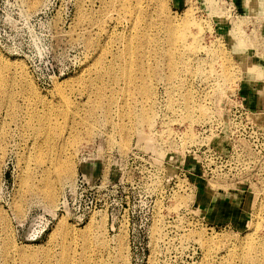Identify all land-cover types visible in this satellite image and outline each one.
Instances as JSON below:
<instances>
[{
    "label": "rangeland",
    "instance_id": "1",
    "mask_svg": "<svg viewBox=\"0 0 264 264\" xmlns=\"http://www.w3.org/2000/svg\"><path fill=\"white\" fill-rule=\"evenodd\" d=\"M35 1L0 0V264H264V15H250L264 0H160L163 13L143 0L149 22L137 32L119 2ZM188 18L198 61L176 56L172 78L161 25ZM144 111L152 124L137 127ZM208 142L219 164L233 156L232 180L197 176ZM61 161L73 171L62 185ZM81 166L119 188L83 223L58 211ZM48 180L53 204L42 195ZM226 214L234 225L221 226ZM253 220L251 249L242 243Z\"/></svg>",
    "mask_w": 264,
    "mask_h": 264
},
{
    "label": "bare ground",
    "instance_id": "2",
    "mask_svg": "<svg viewBox=\"0 0 264 264\" xmlns=\"http://www.w3.org/2000/svg\"><path fill=\"white\" fill-rule=\"evenodd\" d=\"M99 1H101V3L104 5V7H110V6H113L115 3H117V2H119V4H121V8L123 9V12H126L127 14L129 13L130 15H129V18L131 17L132 18V20L131 21H133V26H134V29H135V31H136V29H138V31H139V29H143L144 30V27H146V24H148V22H149V20H148V11H147V9L145 8V7H143L142 6V3H143V0H99ZM148 1V0H147ZM150 1H152L153 3L154 2H156L158 5L161 3L160 2V0H150ZM38 2V0H36L35 1V4ZM118 4V5H119ZM151 5V4H150ZM153 5V4H152ZM115 6V5H114ZM161 6H162V4H160L159 5V12H162L163 13V10H162V8H161ZM153 7V6H152ZM149 8V7H148ZM151 8V7H150ZM212 8V7H211ZM158 9V8H157ZM156 9V10H157ZM155 10V9H154ZM215 10H217L216 8H215ZM259 12H261L262 13V15H264V12H262L260 9H255V8H250V15H258V13ZM126 13H124V14H126ZM256 15V16H257ZM125 16V15H124ZM169 19V18H168ZM168 19H166V20H164V25L162 26L161 25V28L162 29H164L163 31H165L166 33H167V40H165V44H167V49L165 50L164 49V53H163V57L164 58H166V60L168 59L169 60V69H170V77H177L176 76V74H175V72L177 71L176 70V68L174 67V60L176 59V56H180V63H183V66H184V64L186 65H188V61L190 62V64H191V62L192 61H196L197 60V54H196V50L198 49V48H200V45H201V43H200V45H199V42H200V36H198L199 34H197V33H194V32H189V27H187L186 28V26L189 24V26H190V21H189V19L190 18H188V19H186V20H184L185 22H184V24H183V26H181L180 28L178 27V25L176 26L175 25V23H173V20L172 21H168ZM152 23V22H151ZM131 24V25H132ZM151 25V24H150ZM132 26V27H133ZM197 26V28H198V26L199 25H196ZM131 27V28H132ZM184 27V29L186 28V29H188V30H184V29H182ZM178 28H179V30H178ZM149 30V29H148ZM160 30V29H159ZM200 30V29H199ZM260 30V29H259ZM142 31V30H141ZM145 31H147V30H145ZM137 32V31H136ZM196 32V31H195ZM197 32H198V30H197ZM254 32V31H253ZM141 33V32H140ZM143 33H145L144 35H142V36H140L139 37V41H140V43H143L144 45L145 44H147V43H149L150 42V39H151V37H149V35L147 36L146 35V32H143ZM142 33V34H143ZM147 34H149V33H147ZM176 34H179L178 36L176 35ZM131 35V34H130ZM137 35V34H136ZM141 35V34H140ZM256 35V34H255ZM192 37V43L190 44V43H188V41H187V37L189 38V37ZM256 37V36H255ZM133 38V37H132ZM257 38V37H256ZM137 39H138V37H137ZM262 39V38H261ZM130 42H131V40H130ZM259 44V40H258V42H251V44L254 46H257V48H259L258 47V44ZM261 44L264 46V39H262L261 40ZM131 45V44H130ZM128 46H129V44H128ZM131 47V46H130ZM174 47H176V49H177V51H173V48ZM133 49V48H132ZM131 48H127V50H132ZM127 54H128V56L131 58L132 56V52H131V55L127 52ZM134 54V53H133ZM201 59V58H200ZM167 60V61H168ZM198 61V60H197ZM200 62H201V60H200ZM186 65V66H187ZM223 65V64H222ZM221 65V66H222ZM175 66H176V64H175ZM111 67V66H110ZM179 67V66H178ZM180 67H181V64H180ZM223 67V66H222ZM126 69V68H125ZM168 69V70H169ZM185 69V68H184ZM187 69V68H186ZM189 69V68H188ZM223 70V69H222ZM227 70V69H226ZM125 71H127V70H125ZM128 71H129V68H128ZM127 71V72H128ZM158 71V70H157ZM130 72V71H129ZM158 72H160V71H158ZM222 74V73H221ZM220 74V75H221ZM223 74H224V79H223V81L224 82H228L229 80H233L232 78H231V76H230V74L227 72V71H225V73H224V71H223ZM244 74H248L249 75V78L251 79V78H253V77H255L254 76V74H253V72L252 73H250V72H247V73H244ZM219 75V76H220ZM219 79V78H218ZM219 82V81H218ZM226 83H220L219 84V86H218V88H219V90L221 89V86H223L224 84H226ZM146 84V83H145ZM224 87V86H223ZM225 88V87H224ZM143 92V95L144 96H146V97H150V89L149 88H146V89H144V90H142ZM218 93V92H217ZM221 93V92H220ZM219 94V93H218ZM226 94V93H225ZM151 98V97H150ZM68 99V98H67ZM220 99H222V101H221V103H222V105L225 103V104H227V102H229L227 99H228V94L227 95H225L224 97H222V98H220ZM219 99V100H220ZM220 103V104H221ZM219 104V105H220ZM99 105V104H98ZM219 106V107H222L221 108V110H224L225 108H226V106ZM200 110L199 111H201V114H206L205 113V111H206V109L204 108V107H201V108H199ZM145 113H142V114H140V117H139V121H138V123H137V127L138 126H140V127H144V125L146 124H148V125H151L152 124V121H150L149 119H150V117L152 118V116L151 115H148V112L147 111H144ZM153 112V111H152ZM151 112V113H152ZM227 115V114H226ZM190 119H192L193 120V122L194 121H197L196 120V118H193V117H190ZM191 120V121H192ZM189 121V120H188ZM190 121V122H191ZM192 123V122H191ZM190 125H192V124H190ZM153 126V125H152ZM148 128V127H147ZM68 134V133H67ZM169 134V133H168ZM193 135V134H192ZM171 137V135L169 134L168 135V137ZM194 136V135H193ZM193 136H191L190 137V135L184 140V142H183V145H186L187 143H190L189 141H191L192 142V140L196 137H193ZM166 140H168V139H166ZM166 140H164V141H166ZM122 146H123V144H122ZM182 147V146H181ZM62 152V151H61ZM62 163H63V161H61ZM60 162V163H61ZM59 164V163H58ZM60 167V168H59ZM58 168H59V170H58V168H57V170H58V172H57V170L55 171V172H57L55 175H57L56 177V180H55V183H57V184H64L65 182H68V183H70L69 181H72V179H70L69 177H70V174L73 172L72 171V168H71V166H69V164H65V163H63V165H61V166H59ZM74 169V168H73ZM74 177V176H73ZM73 179H75V178H73ZM48 183H51L49 180L48 181H46V189L44 190V189H42L44 192H43V198H44V200L46 201V202H48V203H50V204H53L54 202H55V193L50 189V186L51 185H48ZM183 205V204H182ZM257 220V219H256ZM60 222V226L63 228V229H65V232L68 230V231H70V228H69V226L67 225V223H66V221H64V220H60L59 221ZM251 224H252V226H251V228H250V231L248 232V234H247V236H248V239L251 237L252 238V236L255 234V232L260 228L259 227V223L258 222H255L254 220L251 222ZM219 237V236H218ZM225 238H230L229 236H225ZM210 240V239H209ZM208 240V241H209ZM226 240V239H225ZM224 240V241H225ZM211 241V240H210ZM209 241V242H210ZM230 243V242H229ZM240 243H241V240H240ZM210 244H212V243H210ZM246 244H248V246L251 248V249H253L254 248V245L253 244H251L250 243V239L248 240V241H245L244 243H242V245H244V246H246ZM250 244V245H249ZM206 245H207V243H206ZM234 245V244H233ZM229 246V245H228ZM208 247V246H207ZM209 247H211V245L209 246ZM247 247V246H246ZM248 247V248H249ZM229 248H231V247H229ZM232 249V248H231ZM231 249H229V250H231ZM250 250V249H249ZM231 253V252H230ZM248 253V252H247ZM249 254V253H248ZM248 254H246V255H248ZM251 254V253H250ZM249 254V256H246L245 257V259L246 260H248V259H250L251 261H252V259L254 258L252 255H250ZM254 254H255V252H254ZM234 255V254H233ZM259 255V254H258ZM243 256V254L241 255V257ZM257 256V255H256ZM234 257V256H233ZM223 258V257H222ZM230 258V257H229ZM239 258V257H238ZM239 261H238V263H240L241 261H240V259H238ZM242 261H244L243 260V258L241 259ZM246 260H245V262H246ZM95 261V260H94ZM227 261V260H226ZM249 261V260H248ZM247 261V262H248ZM254 261V260H253ZM220 262V261H219ZM95 263H96V261H95ZM256 263V262H255ZM229 264H232V262H230ZM241 264H242V262H241ZM250 264V263H249ZM252 264V263H251ZM254 264V263H253Z\"/></svg>",
    "mask_w": 264,
    "mask_h": 264
},
{
    "label": "built area",
    "instance_id": "3",
    "mask_svg": "<svg viewBox=\"0 0 264 264\" xmlns=\"http://www.w3.org/2000/svg\"><path fill=\"white\" fill-rule=\"evenodd\" d=\"M202 148H204L203 152L201 151ZM197 151L199 152V160L196 161L199 164L198 166L201 168L199 173H197V176L205 178L206 180L209 175H211L210 178L220 177L225 178L226 180L233 179V156H230V158L226 161L222 160L219 164V160L215 159L223 157L218 148L211 142L200 144ZM88 159L89 157L87 159L84 158L81 161V165L82 163H86ZM223 161H225L226 164L222 165ZM101 164L104 167V163L101 162ZM121 165L122 159L121 161L119 159H115L110 165L122 172L120 180L123 176ZM82 166L81 171L77 174L75 182L68 187V190L65 192L64 199L58 207V211L60 210L72 215L80 223H83L95 212L109 210V208L113 206L115 195L119 193V188L116 184L111 183L108 180L105 182L100 181L99 184V177L93 179L88 173L83 171ZM104 168L106 169V167ZM194 174L196 173H193V175Z\"/></svg>",
    "mask_w": 264,
    "mask_h": 264
},
{
    "label": "crops",
    "instance_id": "4",
    "mask_svg": "<svg viewBox=\"0 0 264 264\" xmlns=\"http://www.w3.org/2000/svg\"><path fill=\"white\" fill-rule=\"evenodd\" d=\"M261 86L262 85H264V83H262V84H260ZM261 95H262V97L264 98V86H262L261 87ZM259 101H260V98H259ZM92 165H93V163H89L88 164V166H87V168L90 170V168L92 167ZM204 193H205V195H204ZM202 195H204V200L202 199V202H203V204H205V206L206 205H208V204H210V203H213L212 201L214 200V199H212L211 198V195L210 194H207V192H205V190L203 191V193H202ZM202 195H201V197H202ZM226 201H227V199H225ZM218 202V201H217ZM208 207V206H207ZM223 207V206H222ZM228 210V207H223V210ZM221 216V215H220ZM217 217L218 216H216V218L215 219H217ZM231 218V217H230ZM220 222H221V220H219V219H217L216 220V222H212V224H216V225H219L220 224ZM231 226V225H234V222H233V220H229V214H226V219H225V222H221V226Z\"/></svg>",
    "mask_w": 264,
    "mask_h": 264
}]
</instances>
